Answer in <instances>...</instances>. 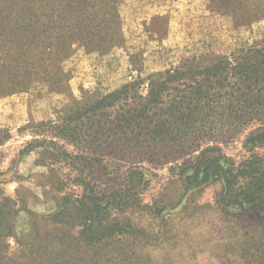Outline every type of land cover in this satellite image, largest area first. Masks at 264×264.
Segmentation results:
<instances>
[{"label":"rangeland","instance_id":"obj_1","mask_svg":"<svg viewBox=\"0 0 264 264\" xmlns=\"http://www.w3.org/2000/svg\"><path fill=\"white\" fill-rule=\"evenodd\" d=\"M119 10L120 39L102 51L77 49L64 62L69 74L58 89L37 86L0 99V179L4 195L16 199L20 210L14 235L4 240L8 254L23 264L35 259L49 264L57 253L103 264H247L245 249L252 235L257 241L263 233L264 212L226 213L218 203V182L185 190L175 166L191 162L199 150L158 158L157 153L180 151L173 142L156 147L144 142V129L131 133L120 127L118 106L69 116L184 56H229L261 42L264 0H122ZM69 134L86 141L71 142ZM243 138L199 144H218L239 159ZM136 166L143 178L139 174L131 183L128 173ZM83 195L114 204L87 222L77 205ZM102 229L111 239L98 247Z\"/></svg>","mask_w":264,"mask_h":264},{"label":"trees","instance_id":"obj_2","mask_svg":"<svg viewBox=\"0 0 264 264\" xmlns=\"http://www.w3.org/2000/svg\"><path fill=\"white\" fill-rule=\"evenodd\" d=\"M121 2L0 0V99L37 86L58 89L69 74L64 62L77 49L102 51L116 43L122 35ZM144 83H148L145 93L140 91ZM116 106L122 110L120 127L131 128V133L144 129V142L154 147L173 142L174 151H180L176 156H170L169 151H152L158 158L167 161L185 151H200L191 162L175 166L185 190L218 182V203L226 213L243 217L253 211L264 212V151L260 150L264 148V40L229 56H184L177 65L151 72L146 78L139 74L134 81L75 109L69 117L96 115ZM243 135L245 153L239 159L224 153L218 144L203 148L199 144L205 139L214 143L234 141ZM74 137L69 134V141H86ZM139 174L143 176L136 166L129 170L128 180L134 182ZM3 184L0 179V264H23L8 254L9 245L4 242L14 235L20 210L16 199L4 195ZM87 198L90 203L84 201ZM98 200L88 195L77 200L81 217L87 222L101 217L114 204ZM262 229L257 241L254 235L250 237L245 249L247 264H264V226ZM102 230L97 233L98 247L111 239ZM91 237L83 235L88 242ZM50 258L49 264H103L77 256L66 260L58 253ZM46 260L25 264H45Z\"/></svg>","mask_w":264,"mask_h":264}]
</instances>
